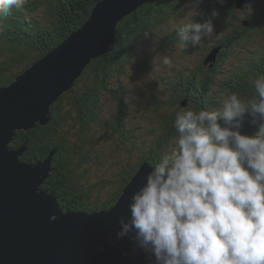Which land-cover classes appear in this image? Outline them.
Returning <instances> with one entry per match:
<instances>
[{
	"label": "trees",
	"instance_id": "trees-1",
	"mask_svg": "<svg viewBox=\"0 0 264 264\" xmlns=\"http://www.w3.org/2000/svg\"><path fill=\"white\" fill-rule=\"evenodd\" d=\"M99 1L101 0H52L53 4L51 2V5L55 6L54 13L57 14L55 19L59 20L57 24L50 22L48 19L40 21L36 16H31L35 14L37 5L45 4V0H37L33 3L35 6L28 4L24 8L19 3L20 5L17 4L15 8L14 5L12 6L11 10L13 13L9 12V14L3 15V17L0 15V25L3 22L6 23L5 21L7 23L10 22L7 26L4 25V28L0 27V31L4 30L3 34H6L5 30H9L0 39V87H5L13 81L15 82L18 74L24 72L26 67H29L28 65L60 45L68 33L78 31ZM159 1L162 4H157L153 0H146L139 9L137 8L135 12L124 16L118 22L119 39H117L115 44H112L111 49L100 60L103 64L101 69H105L104 77L93 75V69L88 70V66V71L86 70L84 75L77 78L74 86L68 92L63 93L51 105L52 119L48 123L45 125L37 124L29 130H18L13 139L12 144L17 148L23 145L26 147V151L24 152V159L26 160H46L54 152L51 163V168L53 169L51 176L45 180L42 187L49 192H54L63 208L96 210L112 207L117 203L124 188L131 181L142 162L154 164L162 153L170 151L174 147L173 141L176 136L174 120L177 112L184 110L187 105L192 106L193 110L194 108L197 110H214L213 101L215 99H212L210 92L213 93L217 85L221 86L218 74L223 71L222 66L226 59L222 56L226 55V50L219 41H217L214 47L217 49L214 60H209V57L214 52V49L211 48L204 53L200 64L192 68L189 66L188 71H192V73L188 75L185 72L182 73L177 70L178 76L167 79L165 73L159 72L157 75L161 77L159 81L161 83H159L157 89L154 91L155 95H153L152 90L142 88L141 91L146 96L148 95L145 97L148 98L147 100L143 99L142 103H144L143 106L145 107L143 110H146V113L152 117L155 116L154 118H156L157 124H159L158 128H162L158 131V128L155 127L156 130L151 129L148 131L150 136H154L153 144L146 145L149 150L144 148L141 139L142 146L136 147L137 142L135 139L138 137L134 138L132 136V131L135 132V127L127 128L125 126L122 128L123 124L121 120L123 114H125L126 101H123L121 95L124 89H126V81H134V79H126L124 77L125 74L127 75L130 72V70L127 71L125 64H129L133 58L137 59V55L139 59L144 60L142 62L146 65L145 61L147 59L145 60V57H143L144 53H142L145 50V48L142 49L145 36L155 31L158 25L166 23L171 16H177L179 10L182 9V5L187 4L188 6H192L191 0ZM169 1L171 3H168ZM210 1L213 2V0ZM210 1L204 0V4ZM250 3H253V0H244L243 7H239V10L243 14L241 20L250 21L252 33L259 30L264 31V22L260 25L256 14L251 13L249 10L247 11L248 4ZM237 7V1L232 0L231 7H226L224 9L225 12H218L216 17H233L238 10ZM200 14V17L195 19V23H203L207 20L204 9L202 12L200 10ZM18 17L19 20H17ZM31 19L32 21H30ZM33 23L35 26L31 25ZM182 26L177 30L172 28L174 31L172 35L180 36V30L186 28L188 24ZM243 34L244 32L241 35ZM163 39L161 38V40ZM179 40L181 39H175L172 44ZM138 42L140 43L139 46H137ZM213 42L215 41L210 39L204 40V44L207 46H211ZM254 42H259V40ZM263 53L254 62L256 63L254 66L251 59L252 63L248 62V67H246L250 71V75L247 74L248 79L246 77L240 82L237 81L238 85L233 86L235 88L228 85L231 84L230 82H234L235 79H222L221 82L225 87L217 89L214 95L225 97L230 94H236L235 92L237 91L238 97L242 100L248 97V99L252 98L255 95V87L254 84H251V71L254 67L256 71L257 67L259 71H256L255 76H264ZM95 62L97 67V60ZM150 66L151 64L148 65V67ZM152 69L154 68H149V70ZM206 69L209 73L205 76L203 74H205ZM9 71L13 72L8 73ZM100 72H97V74ZM233 76L234 74L232 73V75H229V78ZM213 83L216 84H214L215 87L211 85ZM197 93H199L198 96H196ZM113 95H116L118 100ZM105 100L111 103L107 105ZM131 101L135 100L131 98ZM183 101H187L188 104H184ZM106 116L112 118V122L115 123L114 132L120 133L114 139V143L118 141L117 146L124 149H117V151L124 155V158L126 157L129 168L128 170L123 169L124 172L118 174L117 179L113 182V184L116 182L112 188L114 191L108 192L109 196L105 197L106 202L96 206L82 204L79 201V197L81 196V193H79L81 183L79 181L83 180V175L93 164L94 167L100 168L109 163L107 154H102L99 148L96 149L97 145H99L100 136L102 138H109L107 133L99 137H89L86 135L88 132L90 133L89 130H92L96 126L103 127L102 125L106 123ZM136 127L138 129L135 132L137 135L141 136V134L145 133V129L141 130V126ZM73 129L78 130L80 135H76L73 138V135L70 133L71 130L75 131ZM98 134H102V132ZM143 139L145 142L147 141L146 136ZM124 151L129 152L128 156ZM135 152H138V155H140L137 159L134 158L133 153ZM113 166L114 169L118 167L116 158L114 159ZM91 186L94 187L95 185L92 184Z\"/></svg>",
	"mask_w": 264,
	"mask_h": 264
},
{
	"label": "clouds",
	"instance_id": "clouds-1",
	"mask_svg": "<svg viewBox=\"0 0 264 264\" xmlns=\"http://www.w3.org/2000/svg\"><path fill=\"white\" fill-rule=\"evenodd\" d=\"M20 2L0 0V15ZM203 3L191 0L199 12ZM214 32L209 18L181 29L180 39L196 46ZM253 83L247 101L230 94L217 109L177 112L174 147L119 216L117 237H129L148 264H264V76ZM246 121L255 134L242 131Z\"/></svg>",
	"mask_w": 264,
	"mask_h": 264
},
{
	"label": "water",
	"instance_id": "water-1",
	"mask_svg": "<svg viewBox=\"0 0 264 264\" xmlns=\"http://www.w3.org/2000/svg\"><path fill=\"white\" fill-rule=\"evenodd\" d=\"M144 1H99L78 31L12 85L0 87V264H148L131 239L117 232L119 216L129 215V195L153 164L140 165L115 206L64 210L54 192L42 189L54 152L46 160L24 161L26 147L12 144L15 129L49 121L50 105L74 86L85 65L111 48L116 23ZM242 131L251 135L258 128L246 121Z\"/></svg>",
	"mask_w": 264,
	"mask_h": 264
},
{
	"label": "rangeland",
	"instance_id": "rangeland-1",
	"mask_svg": "<svg viewBox=\"0 0 264 264\" xmlns=\"http://www.w3.org/2000/svg\"><path fill=\"white\" fill-rule=\"evenodd\" d=\"M35 1H37V0H21L20 4L22 5V8L26 7L28 4L35 6V5H33V3ZM153 1L157 4H162V3H160L159 0H153ZM231 1L232 0H227V2L224 5H220L219 3L216 2V0H213V2L210 1V2H206L205 4L204 3L202 4L203 8L201 7L200 10L202 12V10L204 9L206 19H209V18L212 19L213 24L215 26V32L213 33V35L211 37H204L202 39V41L200 42V44L196 45V46L191 45L190 42H182L181 40H179L178 42H174L172 44V42L175 39L178 40L180 38V36H173L172 35V33L174 32L172 30V28H175L177 30L178 28L183 27L182 25H186V24L189 25V24L195 23V19L200 17V15H201L199 10L194 9L192 6H188L187 4L182 5V9L179 10V13L177 16H174V15L171 16V18L166 23H164L162 25H158V27L156 28L155 31H153L150 34L145 36V38L143 40L145 42H144V45L142 47V49L145 48V50H143L142 53H144L143 57H145V60L147 59L145 61L146 65H144V62H142L144 60L139 59L137 55H136L137 59L133 58V60L130 61L129 64H127V63L125 64L127 71L130 70V72H128L127 75L125 74L124 77H126V79H134V81L133 80H129L128 82L126 81V83H125L126 89H124V91L121 95V98L123 99V101H126V104L128 103L127 105L125 104V107H126V108H124L125 114H123V116H122L121 123L123 124L122 128H124L125 126H127V128L135 127V130H134L135 132L138 130L136 126H141V130L145 129V133L141 134V136L137 135L135 132L132 131V136H134V138L138 137L137 139H135L137 142L136 147L142 146V144H143L144 148L146 150H149L148 146H146V145H152L153 144L152 142H153L154 136L153 135L150 136V133H148V131L151 129L156 130L155 127L158 128V126H159V124H157L156 118H154L155 116L152 117L151 115L146 113V110H143L145 107L143 106L144 103H142V102H143V99H145V100L148 99V98H145L148 95L146 96L144 94V92L141 91L142 88L150 89V90H152L153 95H155L154 91L157 89L159 83H161V82H159L161 77L159 75H157L159 72L165 73L167 79L175 78L176 76H178V72H182V73L185 72L186 75L192 73V71L191 72L188 71L189 66L192 68V67L200 64L204 53H206L211 48L214 49L213 54L217 53L216 52L217 49L214 47H215L217 41H219L222 43L223 48L226 50L225 51L226 55H222L223 58H226V59H225L223 66H222L223 71L218 74V80L221 83V86L217 85L215 87V85H216L215 83L211 84L215 87L214 88L215 91L213 93L210 92V96L212 97V99L213 98L215 99L213 101L214 102L213 109L219 108V103L224 98L220 95H214V94H216L217 89L225 87L224 84L221 82L222 79H235L234 82H230L231 84H228V85H231L232 87L238 85L237 81L238 82L242 81L243 78L245 79L246 77L248 79L247 74L250 75V73H249L250 71L248 70V68H246V67H248V62L252 63L251 61H253L252 65L254 66L256 64L254 62H256V60H258V58L260 57V54L262 52H264V31L259 30V31H255L252 33L251 29H250V21L241 20L243 18V14H242L241 10H239L240 9L239 7H241V8L243 7L244 0H236L237 5H238V7H237L238 10L236 11L235 15H233V17L223 16L222 18H217L216 16L213 17L211 15L213 11L225 12L224 9H226V7L227 8L231 7ZM51 2H52V0H45V4L37 5V10H36L35 14H33V15L29 14V15L36 16V18L40 19V21L48 19L50 22L57 24L59 20L55 19V17H57V14L54 13L55 12V6L53 7L51 5ZM168 3H171V2L169 1ZM52 4H53V2H52ZM15 6H17V5H14V8H15ZM136 10L137 9L133 10L132 13L135 12ZM248 10L251 13L256 14V18H258L259 24L262 25L264 22V0H253V3L248 4L247 11ZM10 12H12V10H10ZM208 12H209V14H208ZM1 17H3V15H1ZM89 17L87 18V20L89 19ZM245 17H246V15H245ZM33 19H35V18H33ZM17 20H19V17ZM30 21H32V19ZM5 22L6 23L3 22L0 25V27L4 28L5 26L8 25V23H10V22L7 23V21H5ZM242 23H243V25H242ZM31 25L35 26L34 23ZM39 25H40V23H39ZM3 31H0V39H2L3 38L2 35H6L9 30H5L6 34H3ZM74 32H76V31H72V32L68 33L64 40H66ZM242 32H244L243 35H241ZM253 36H256V37H253ZM116 37H117V39H119V34ZM161 38H164V39L161 40ZM205 39L206 40H208V39L214 40L215 42H213L211 46H207L206 44H204ZM256 40H259L260 43L254 42ZM169 43H171V44H169ZM139 45H140V43L138 42L137 46H139ZM106 54H107L106 52L101 54L100 56H98L94 60H92L90 63L85 65L81 71L82 74L79 77L84 75L88 66H89L88 70L93 69L92 70L93 75H96L97 77H104L105 69H101L103 67V64L100 62V60ZM43 56H41V57H43ZM41 57H39L38 60ZM210 58L211 57H209V60H210ZM252 58H254V59H252ZM165 59H167L168 63H164ZM250 59H251V61H250ZM95 60H97V67L98 68L96 67ZM34 63H36V61L31 63L28 66L30 67ZM147 63H148V65L151 64V66L148 67ZM151 67L154 69L149 70V68H151ZM177 70H178V72H177ZM99 71H101V72L97 74V72H99ZM252 71H251V78L250 79H251V84H254L253 82L255 81V79L259 78L258 76H255L256 71L258 72L259 68L256 67V71H255V67H254ZM11 72H13V71H9L8 73H11ZM22 73H24V72H22ZM22 73L18 74V76L21 75ZM207 73H209V71H207V69H206V72L203 75L206 76ZM232 73L234 74V76L229 78V75H232ZM165 74H163V75H165ZM197 79H199V78H197ZM13 83H14V81L10 85H12ZM75 83H76V80H75ZM149 84H152V85H149ZM228 85H226V86H228ZM5 87H7V86H5ZM233 88H235V87H233ZM66 92H68V91H66ZM66 92H64V93H66ZM235 93L237 95V91ZM198 95L199 94L197 93L196 96H198ZM113 96L118 100L116 95H113ZM131 98H133L135 101H131ZM248 98H246L245 101L248 100ZM184 102H186V101H183V103ZM105 103L108 105L111 102H108L107 100H105ZM192 105L194 106V104H192ZM185 107L186 108L190 107L193 109V107L189 106V105H187ZM194 109L197 110L196 108H194ZM110 113H111V111H110ZM111 115H112V113H111ZM124 122H126V123H124ZM142 123H144V125H142ZM102 126L103 127H100V126L94 127L92 130H89L90 133L88 132L89 134L87 133L86 135H88L89 137H99L100 135H104V133H107L109 138H106V137L102 138L100 136V139L98 142L99 145H97L96 149L99 148L102 151V154H104V153L107 154V157L109 158L108 159L109 163L107 165L105 164L106 166L104 165L100 168L94 167V164H93L92 167L89 170H87L85 172V174L83 175V180L79 181V183H81V186L79 187V193H81V196L79 197V201L82 204L96 206V205H101L104 202H106L105 197L109 196L108 192L114 191L112 188L115 186L116 182H115V184H113V182H114V180L117 179L118 174L124 172L123 169L128 170V168H129L127 161H126V157L124 158V155H122L120 152L117 151V149H121V147L117 146L118 141H116L114 143V139L117 136H119L120 133L114 132L115 123L112 122V118H108V116H106V123ZM160 129H162V128L160 127ZM160 129L158 128V131ZM73 130H75V131L71 130V132H70L73 135V138L76 135H80L78 130H76V129H73ZM99 132L100 133L102 132V134H98ZM144 136H146V138H147L146 142L143 139ZM140 139L142 141V144L140 142ZM114 148H116V149H114ZM121 150H124V149H121ZM125 150H127V149H125ZM25 151H26V149H25ZM125 153L128 156L129 152H125ZM133 154H134V158L137 159V157H139L138 152H135ZM115 158L117 159V165H118V167L116 169H114V166H113ZM21 159L24 161H28V160L24 159V153H23ZM52 161H53V158H52ZM52 161H51V163H52ZM86 166H89V165H86ZM92 184H94L95 186L92 187L91 186ZM42 189H45V188L42 187ZM45 190H47V189H45ZM84 199H85V201H84ZM60 206H61V204H60ZM99 210H101V209H99ZM86 211H88L89 213L93 212V210H86Z\"/></svg>",
	"mask_w": 264,
	"mask_h": 264
},
{
	"label": "bare ground",
	"instance_id": "bare-ground-1",
	"mask_svg": "<svg viewBox=\"0 0 264 264\" xmlns=\"http://www.w3.org/2000/svg\"><path fill=\"white\" fill-rule=\"evenodd\" d=\"M145 1H146V0H145ZM145 1H144V2H141L140 5L137 6V7H135V8H138V9H139V7L142 6V5L145 3ZM131 13H132V12H131ZM131 13H130V14H131ZM128 15H129V14H128ZM123 17H124V16H123ZM123 17H122V18H123ZM122 18H120V19H122ZM116 24L118 25V23H116ZM117 25H116V27H115V30L118 32ZM115 42H116V40L113 39V43H112V44H114ZM110 49H111V48H110ZM110 49H109V50H110ZM109 50H108V51H109ZM108 51H106V53H107ZM48 53H49V52H48ZM48 53H47V54H48ZM216 54H217V53L212 54V56H211L210 59H211V60H214L215 57H216ZM138 65H139V64H138ZM123 66H124V65H123ZM135 66H136V65H135ZM28 68H29V67H26V70H27ZM26 70H25V71H26ZM25 71H24V72H25ZM81 71H82V70H81ZM246 73H247V72H246ZM249 73H250V72H249ZM17 77H18V76H17ZM17 77H16V79H17ZM76 79H77V78H76ZM139 80H140V79H139ZM241 80H242V79H241ZM243 80H244V78H243ZM15 81H16V80H15ZM239 82H240V81H239ZM136 84H137V83H136ZM8 86H9V85H8ZM154 88H155V87H154ZM52 104H53V103H52ZM52 104H51V105H52ZM127 104H128V103H127ZM127 104H126V105H127ZM184 104L187 105L188 102L186 101V102H184ZM51 105H50V106H51ZM194 110H195V109H194ZM49 115H50V119H49V121H50V120L52 119L51 109H49ZM49 121H48V122H49ZM48 122H47V123H48ZM37 124H40V123H39V122H36L35 125H34L33 127H31V128H34ZM45 124H46V123H45ZM45 124H41V125H45ZM31 128H29V129H31ZM29 129H28V130H29ZM15 130H16L15 132L17 133L18 129H15ZM19 130H21V129H19ZM22 130H23V129H22ZM16 133H15L13 139L15 138ZM253 134H255V132H254ZM23 146H24V145H23ZM13 147H14V148H17V147L14 146V145H13ZM138 156H140V155H138ZM28 161L35 162L36 160H28ZM143 163H147V164H150V165H151V163H149V162H143ZM143 163H142V164H143ZM142 164H141V165H142ZM151 166H152V165H151ZM134 175H135V174H134ZM132 178H133V177H132ZM120 197H121V196H120ZM120 197H119V199H120ZM119 199H118V201H119ZM118 201H117V202H118ZM116 204H117V203H116ZM116 204H115V205H116ZM115 205H113V206H115ZM81 209H82V208H81ZM64 210H69V209L64 208ZM96 210H99V209H96ZM96 210H93V211H96ZM101 210H107V209H101ZM101 210L96 211V212H100ZM85 211H86V210H85Z\"/></svg>",
	"mask_w": 264,
	"mask_h": 264
},
{
	"label": "flooded vegetation",
	"instance_id": "flooded-vegetation-1",
	"mask_svg": "<svg viewBox=\"0 0 264 264\" xmlns=\"http://www.w3.org/2000/svg\"><path fill=\"white\" fill-rule=\"evenodd\" d=\"M197 92H198V90H197ZM199 94V93H198Z\"/></svg>",
	"mask_w": 264,
	"mask_h": 264
}]
</instances>
